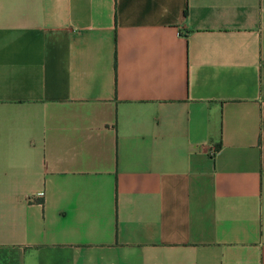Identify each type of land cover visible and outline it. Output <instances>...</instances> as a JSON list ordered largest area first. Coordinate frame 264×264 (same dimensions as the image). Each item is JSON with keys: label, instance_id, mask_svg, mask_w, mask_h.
<instances>
[{"label": "crops", "instance_id": "obj_1", "mask_svg": "<svg viewBox=\"0 0 264 264\" xmlns=\"http://www.w3.org/2000/svg\"><path fill=\"white\" fill-rule=\"evenodd\" d=\"M0 264H264V0H0Z\"/></svg>", "mask_w": 264, "mask_h": 264}, {"label": "built area", "instance_id": "obj_2", "mask_svg": "<svg viewBox=\"0 0 264 264\" xmlns=\"http://www.w3.org/2000/svg\"><path fill=\"white\" fill-rule=\"evenodd\" d=\"M213 152V148L211 147L210 149H209V153L211 154Z\"/></svg>", "mask_w": 264, "mask_h": 264}]
</instances>
